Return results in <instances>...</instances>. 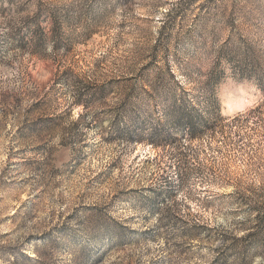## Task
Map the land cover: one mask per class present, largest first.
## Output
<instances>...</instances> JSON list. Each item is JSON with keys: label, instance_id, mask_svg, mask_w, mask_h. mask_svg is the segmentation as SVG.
Wrapping results in <instances>:
<instances>
[{"label": "rangeland", "instance_id": "rangeland-1", "mask_svg": "<svg viewBox=\"0 0 264 264\" xmlns=\"http://www.w3.org/2000/svg\"><path fill=\"white\" fill-rule=\"evenodd\" d=\"M0 264H264V0H0Z\"/></svg>", "mask_w": 264, "mask_h": 264}, {"label": "bare ground", "instance_id": "bare-ground-1", "mask_svg": "<svg viewBox=\"0 0 264 264\" xmlns=\"http://www.w3.org/2000/svg\"><path fill=\"white\" fill-rule=\"evenodd\" d=\"M237 108H239V107H238V106H235V109H237ZM235 109H234V110H235Z\"/></svg>", "mask_w": 264, "mask_h": 264}]
</instances>
